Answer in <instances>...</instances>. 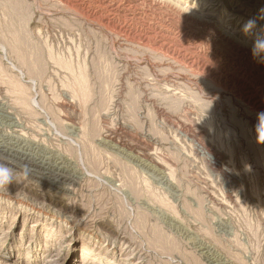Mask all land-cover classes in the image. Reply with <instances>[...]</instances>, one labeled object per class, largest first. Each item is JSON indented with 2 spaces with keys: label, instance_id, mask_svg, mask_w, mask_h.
<instances>
[{
  "label": "rangeland",
  "instance_id": "374dc122",
  "mask_svg": "<svg viewBox=\"0 0 264 264\" xmlns=\"http://www.w3.org/2000/svg\"><path fill=\"white\" fill-rule=\"evenodd\" d=\"M262 36L264 0H0V264H264Z\"/></svg>",
  "mask_w": 264,
  "mask_h": 264
},
{
  "label": "clouds",
  "instance_id": "9594fccd",
  "mask_svg": "<svg viewBox=\"0 0 264 264\" xmlns=\"http://www.w3.org/2000/svg\"><path fill=\"white\" fill-rule=\"evenodd\" d=\"M255 26V20H248L244 25V30L247 32ZM258 49H264V36L258 37L254 44V54L258 53ZM258 124L256 126V132L259 142L264 143L260 140V137H264V112L258 113L257 116ZM8 179V173L6 169H0V182Z\"/></svg>",
  "mask_w": 264,
  "mask_h": 264
},
{
  "label": "bare ground",
  "instance_id": "6f19581e",
  "mask_svg": "<svg viewBox=\"0 0 264 264\" xmlns=\"http://www.w3.org/2000/svg\"><path fill=\"white\" fill-rule=\"evenodd\" d=\"M14 152H16L15 154H14V157L16 156V157H19L18 159H19V161H20V163L21 164H18V163H15L12 159H10V158H6V159H8V160H10V161H12V163L14 164V165H16V166H21V169L22 170H24L25 172H27V173H29V174H31V175H33L35 178H37V179H40V180H42L39 176H37V175H35V169L34 170H30L32 167H34V168H36L37 167V162L35 163L31 158V160H29L28 158H25V153L24 152H20V151H18V150H14ZM33 161V162H32ZM9 162V161H8ZM33 163H35V165L33 166ZM22 164H27V165H32L31 166V168L30 167H27V166H23ZM45 166V165H44ZM23 167V168H22ZM57 169V168H56ZM43 171H44V169H42ZM37 171H38V169H37ZM42 171V172H43ZM38 173V172H37ZM44 174V173H43ZM60 176V175H59ZM48 178V177H47ZM61 178H64L63 176H61ZM57 181H59V180H57L56 178H54L53 180H51V179H49L48 181H47V183H49V184H51V185H56V182ZM85 251V249H84V247H83V252ZM84 256V255H83Z\"/></svg>",
  "mask_w": 264,
  "mask_h": 264
}]
</instances>
